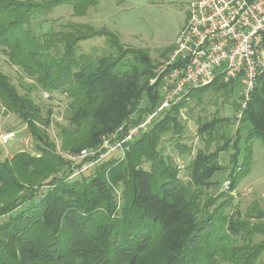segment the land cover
<instances>
[{
  "label": "trees",
  "instance_id": "16d2710c",
  "mask_svg": "<svg viewBox=\"0 0 264 264\" xmlns=\"http://www.w3.org/2000/svg\"><path fill=\"white\" fill-rule=\"evenodd\" d=\"M96 1L0 0V49L40 88L68 99L57 135L69 155L97 150L103 136L138 124L162 100L161 81L154 79L159 57L148 48L125 46L114 31L84 22L33 30L34 18L59 5H71L79 16ZM94 36L104 37L107 50L78 52L79 42ZM233 81L216 78L191 89L157 113L123 157L89 155L72 165L46 134L52 111L43 115L0 72V106L40 141L36 155L17 151L0 160V264H264V210L228 211L232 191L250 169L251 142L264 145V69L235 127L234 115L198 122L205 145L183 165L186 176L160 146L165 135L184 133L180 112L188 100L200 102L209 89L228 95ZM220 152L228 153L227 165ZM89 161L91 171L81 173ZM226 176L229 190L218 191ZM257 235L263 238L255 241Z\"/></svg>",
  "mask_w": 264,
  "mask_h": 264
},
{
  "label": "rangeland",
  "instance_id": "374dc122",
  "mask_svg": "<svg viewBox=\"0 0 264 264\" xmlns=\"http://www.w3.org/2000/svg\"><path fill=\"white\" fill-rule=\"evenodd\" d=\"M191 1L97 0L96 4L89 7L84 15L79 16L74 15L71 5L63 4L55 7L47 15H39L34 18L32 27L38 34L64 28L67 23L71 22H84L96 28L106 27L119 35L123 45L148 48L151 57H159L158 62H161L165 58L160 56L159 51L173 45L185 22L187 9ZM94 50L98 53L107 50L103 36H94L79 42L78 52L88 53ZM0 72L9 78L18 93L31 98L40 108L43 115L47 109L52 111L51 122L45 131L50 140L56 144V151L61 156L72 161V165L79 164L81 160L88 156L69 155L61 150L60 139L57 135V125L66 123L68 99L65 93L60 91L49 92L40 88L39 84L24 74L19 66L10 62L2 49H0ZM229 87L232 91L228 95L223 89L216 92L213 89H209L201 95L200 102H197V99L188 100L186 108L183 109L186 116L183 122L186 127L181 135L182 137L169 138V136L165 135L160 145L163 149V154L171 158L175 167L178 164L189 163L197 149L204 147L205 141L197 132L198 122L210 121L214 117L220 116L232 118L234 115L235 117L237 106L235 108L234 106L239 105L241 99V82L234 80ZM235 125L236 123L233 127ZM5 134H11L6 141L3 140V135ZM39 142L31 134L24 122L14 113L4 112L0 106V160L9 158L17 151H26L36 155ZM175 142L186 145L187 149L182 152L179 151L175 146ZM243 147L244 142L242 141L240 143L241 151ZM251 149L252 161L250 169L248 173L240 178L232 191L233 207L228 209L230 213L235 209H238L241 215H245L249 211L252 213L255 205L264 210L263 142L260 139H254L251 142ZM110 156L117 157L119 154H117V151H111L103 159ZM218 160L222 165H227L228 153L220 152ZM89 165H92L90 161L83 163L80 166L83 169L81 173L88 174L93 167ZM144 167H147V165L144 164ZM178 171H183L181 173L186 176L184 169ZM252 217L254 219V216ZM262 238L263 236L257 235L255 241ZM259 262L264 263V251L260 255Z\"/></svg>",
  "mask_w": 264,
  "mask_h": 264
},
{
  "label": "built area",
  "instance_id": "2783aa9c",
  "mask_svg": "<svg viewBox=\"0 0 264 264\" xmlns=\"http://www.w3.org/2000/svg\"><path fill=\"white\" fill-rule=\"evenodd\" d=\"M263 33L264 0H192L172 50L154 70V79L161 81L160 104L124 132L120 128L103 136L97 150L81 149L77 156L97 154L99 161L117 151L123 157L130 142L147 130L157 113L186 97L191 89L207 86L216 78L241 82V99L235 111L237 124L256 78L264 69ZM180 115L186 119L183 110ZM10 136L3 135V140ZM176 167L182 170L183 164ZM229 187L230 179L226 176L220 191Z\"/></svg>",
  "mask_w": 264,
  "mask_h": 264
}]
</instances>
